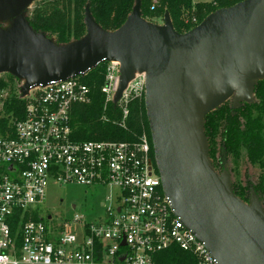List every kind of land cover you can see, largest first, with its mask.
I'll use <instances>...</instances> for the list:
<instances>
[{
	"label": "water",
	"instance_id": "95a60500",
	"mask_svg": "<svg viewBox=\"0 0 264 264\" xmlns=\"http://www.w3.org/2000/svg\"><path fill=\"white\" fill-rule=\"evenodd\" d=\"M34 0H0V74L24 82L20 95L52 81L84 75L105 61L120 64L117 102L135 71L145 74L144 109L156 169L176 217L216 264H264V212L255 196L237 199L208 159L203 121L234 97L251 103L264 80V0L219 9L184 34L170 17L141 18L139 0L115 32L102 30L88 9L85 35L59 47L23 17ZM124 245V243H122Z\"/></svg>",
	"mask_w": 264,
	"mask_h": 264
},
{
	"label": "built area",
	"instance_id": "2783aa9c",
	"mask_svg": "<svg viewBox=\"0 0 264 264\" xmlns=\"http://www.w3.org/2000/svg\"><path fill=\"white\" fill-rule=\"evenodd\" d=\"M102 64L100 120L110 121L111 106L120 114L113 125L126 130L130 103L144 100L145 74L135 71L115 102L121 66ZM89 72L30 88L19 97L22 118L9 119L0 133V264H157V256L173 248L196 264H216L175 216L145 133L136 142L74 138V107L94 101L83 81ZM50 183L110 189L100 203L103 216L88 221L74 213L60 220L46 213Z\"/></svg>",
	"mask_w": 264,
	"mask_h": 264
},
{
	"label": "trees",
	"instance_id": "16d2710c",
	"mask_svg": "<svg viewBox=\"0 0 264 264\" xmlns=\"http://www.w3.org/2000/svg\"><path fill=\"white\" fill-rule=\"evenodd\" d=\"M137 0H40L37 6L25 17L30 28L44 35L55 45L62 47L77 41L85 35L84 11L88 9L95 23L106 32H115L127 20ZM139 0L141 18L159 19L167 13L173 29L184 34L196 27L209 14L234 6L243 0H212L197 4L193 0ZM153 7V10L151 8ZM149 22V21H147ZM151 23V22H149ZM154 24V23H152ZM105 74V64L90 71L83 81L94 90L91 106H75L73 123L76 126L74 138L78 141H126L136 142L145 133L151 144L145 116L144 100H135L129 105L126 130L113 121L120 119L118 110L110 106L105 115L108 123L100 120L104 98L99 93ZM12 79V76L9 75ZM0 82V91L4 87ZM23 102L14 96L5 108V118L0 119V133H4L9 119L20 120L23 115ZM203 132L207 142L208 159L213 170L221 174L218 166L217 146L231 155L233 160L257 167L260 173L251 186L231 184L234 196L244 204H249L255 196L264 212V80L256 82L251 103L227 109L225 104L209 113L203 121ZM219 140V144H218ZM221 142V143H220ZM152 154V150H151ZM218 166V167H217ZM157 264H196L192 256L173 248L157 256Z\"/></svg>",
	"mask_w": 264,
	"mask_h": 264
},
{
	"label": "rangeland",
	"instance_id": "374dc122",
	"mask_svg": "<svg viewBox=\"0 0 264 264\" xmlns=\"http://www.w3.org/2000/svg\"><path fill=\"white\" fill-rule=\"evenodd\" d=\"M40 0L32 1L28 8L25 10L23 17H25L37 6ZM212 0H193V3L202 4L208 3ZM147 21L162 25V18L150 19ZM13 24V20L0 21V29L8 30ZM0 82L4 83L3 89L0 91V119L5 118V108L12 97H20V89L24 82L22 80L12 79L9 74H0ZM253 99V96H252ZM234 97L228 99L224 104L227 109L233 108ZM243 103H239L241 107ZM221 143V142H220ZM219 144V140H218ZM217 163L222 167L219 177H226L228 183H236L241 188V184L245 186H251L256 183L257 176L260 170L257 167H252L245 162L233 160L231 155H226L222 151V145L217 146ZM217 166V167H218ZM110 189L97 187V186H77V185H57L50 183L46 189V196L44 202V211L49 214L56 215L60 220L66 217H71L74 213H78L84 216L88 221H95L103 216V210L100 207V203L109 194ZM252 197V194H248ZM72 206H75V210H72ZM45 216V214H43Z\"/></svg>",
	"mask_w": 264,
	"mask_h": 264
}]
</instances>
